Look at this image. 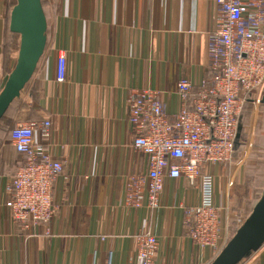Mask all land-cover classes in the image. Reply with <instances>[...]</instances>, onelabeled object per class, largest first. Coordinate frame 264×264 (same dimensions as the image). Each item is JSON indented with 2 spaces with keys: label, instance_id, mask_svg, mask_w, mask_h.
<instances>
[{
  "label": "crops",
  "instance_id": "0c3cea01",
  "mask_svg": "<svg viewBox=\"0 0 264 264\" xmlns=\"http://www.w3.org/2000/svg\"><path fill=\"white\" fill-rule=\"evenodd\" d=\"M41 1L45 51L0 122V264H128L136 257L134 236L145 231L158 239L159 264H210L217 252L197 246L186 223V210L201 203L199 183L165 177L155 210L146 197L144 208L130 206L126 188L133 175L148 172L146 156L133 147L129 96L158 91L175 118L178 81L188 79L197 90L208 69L210 34L219 24L215 0ZM16 3L0 0V93L19 55L21 37L10 30ZM60 54L64 82L56 80ZM46 120L51 137L43 140ZM20 123H35L36 140L63 163L53 183L54 216L39 230L15 222L5 205L7 185L24 162L11 143ZM224 169H211L215 203L224 209L221 247L238 230L221 185L229 179ZM240 264H264V245Z\"/></svg>",
  "mask_w": 264,
  "mask_h": 264
},
{
  "label": "built area",
  "instance_id": "2783aa9c",
  "mask_svg": "<svg viewBox=\"0 0 264 264\" xmlns=\"http://www.w3.org/2000/svg\"><path fill=\"white\" fill-rule=\"evenodd\" d=\"M219 24L210 34L207 71L197 90L181 79L176 93L181 107L174 119L165 113L160 92L133 90L128 99L133 147L148 161L146 176L133 175L126 188L127 203L152 210L160 207L165 177L200 184L201 203L186 210L191 240L217 255L224 209L215 203L213 167L230 166L239 138L240 121L253 94L264 87V0H215ZM66 79V57L57 59V82ZM35 123H20L11 143L23 165L7 185L6 207L25 229L48 226L54 216L53 183L63 171L44 144L35 138ZM40 137H51V122L39 127ZM228 186H233L229 177ZM136 257L128 264L156 262L158 239L145 231L134 236Z\"/></svg>",
  "mask_w": 264,
  "mask_h": 264
},
{
  "label": "water",
  "instance_id": "95a60500",
  "mask_svg": "<svg viewBox=\"0 0 264 264\" xmlns=\"http://www.w3.org/2000/svg\"><path fill=\"white\" fill-rule=\"evenodd\" d=\"M10 30L21 37L17 64L0 93V122L32 78L47 43V19L41 0H17ZM264 103V99L262 100ZM264 245V190L250 216L210 264H240Z\"/></svg>",
  "mask_w": 264,
  "mask_h": 264
},
{
  "label": "rangeland",
  "instance_id": "374dc122",
  "mask_svg": "<svg viewBox=\"0 0 264 264\" xmlns=\"http://www.w3.org/2000/svg\"><path fill=\"white\" fill-rule=\"evenodd\" d=\"M264 87L253 94L240 121L239 138L233 160L239 166H224V173L233 177V186L222 179V189L228 195V209L234 228L239 229L250 216L264 190ZM14 129V128H13ZM222 171V170H221ZM220 173L224 178L226 175ZM224 174V175H223Z\"/></svg>",
  "mask_w": 264,
  "mask_h": 264
},
{
  "label": "trees",
  "instance_id": "16d2710c",
  "mask_svg": "<svg viewBox=\"0 0 264 264\" xmlns=\"http://www.w3.org/2000/svg\"><path fill=\"white\" fill-rule=\"evenodd\" d=\"M4 118V117H3ZM2 121V120H1Z\"/></svg>",
  "mask_w": 264,
  "mask_h": 264
}]
</instances>
